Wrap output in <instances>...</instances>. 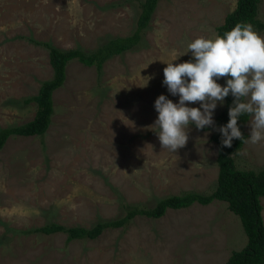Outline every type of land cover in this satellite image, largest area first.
Returning a JSON list of instances; mask_svg holds the SVG:
<instances>
[{"label": "rangeland", "instance_id": "374dc122", "mask_svg": "<svg viewBox=\"0 0 264 264\" xmlns=\"http://www.w3.org/2000/svg\"><path fill=\"white\" fill-rule=\"evenodd\" d=\"M140 1L0 0V128L33 117L35 103L22 99L52 74L47 50L26 38L92 50L134 31ZM235 5L158 0L139 44L106 60L99 75L76 60L67 64L45 133L12 135L0 149V264H225L245 245L238 216L221 200L168 209L159 218L136 216L93 239L29 232L50 221L90 227L124 215L126 204L150 207L167 195L213 190L217 147L210 136L216 129L190 124L186 146L174 153L162 148L159 130L150 126L160 95L179 101L163 84L166 63L194 61L191 52L182 55L187 44L217 35ZM256 18L264 20V0ZM144 77H151L147 86ZM224 78L217 83L223 86ZM234 160L239 169H264V140L244 142ZM260 202L264 223V196Z\"/></svg>", "mask_w": 264, "mask_h": 264}, {"label": "trees", "instance_id": "16d2710c", "mask_svg": "<svg viewBox=\"0 0 264 264\" xmlns=\"http://www.w3.org/2000/svg\"><path fill=\"white\" fill-rule=\"evenodd\" d=\"M158 0H141L140 12L136 20L134 31L125 36L110 37L96 48L85 50L80 46L61 49L50 41H37L30 37L27 40L43 46L48 53L51 66V77L41 81L37 92L30 97L22 99L24 104L34 102L36 109L33 117L22 124H10L0 128V149L8 137L12 135L32 136L43 135L51 123L54 113L53 92L61 87L66 78V66L76 60L85 66H93L99 75L103 64L109 58L122 54L135 48L141 41L144 30L148 27L153 11ZM259 0H236L234 9L227 13L221 25L216 27L217 35L231 31L237 23L251 24L256 29L264 31V20L256 18ZM224 78L223 86L227 79ZM233 97L229 94L225 98L223 109L214 118L216 129L210 136L217 147L216 163L218 167L216 185L209 193L185 191L159 198L150 207H140L126 204L124 215L108 220H97L90 227L64 226L55 221H50L42 226L29 229V232H42L51 234L64 232L66 241L73 239H93L107 228L126 226L134 217L145 216L159 218L168 209L186 208L193 203L208 204L213 200L227 203V207L238 216L243 231L246 235L245 245L238 250H233L225 264H264V223L261 215L260 197L264 196V169H239L234 160L235 154L242 147L247 133L245 125L249 114L239 117L238 126L243 133L244 141L233 139L232 146L224 147L221 143L222 136L217 130L228 123L229 108L233 104Z\"/></svg>", "mask_w": 264, "mask_h": 264}, {"label": "clouds", "instance_id": "9594fccd", "mask_svg": "<svg viewBox=\"0 0 264 264\" xmlns=\"http://www.w3.org/2000/svg\"><path fill=\"white\" fill-rule=\"evenodd\" d=\"M193 60L174 64L166 63L163 69V84L173 96L174 103L160 95L154 103L158 113L150 128H156L161 146L177 152L186 146L189 125L197 130L214 127V110L229 94L233 104L229 108L228 123L217 129L222 136V145L231 147L233 139L244 141L238 126L241 115L253 117L247 143L256 144L264 140V37L253 30L252 25L237 23L223 36L198 37L187 44ZM180 55V56H182ZM227 79L226 86L217 80ZM147 86L151 77H144ZM188 103H200V107H188Z\"/></svg>", "mask_w": 264, "mask_h": 264}]
</instances>
